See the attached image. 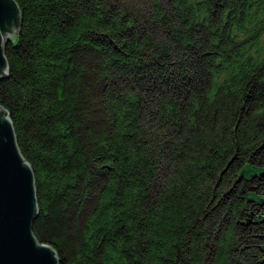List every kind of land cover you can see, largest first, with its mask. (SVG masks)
I'll use <instances>...</instances> for the list:
<instances>
[{"label": "trees", "instance_id": "16d2710c", "mask_svg": "<svg viewBox=\"0 0 264 264\" xmlns=\"http://www.w3.org/2000/svg\"><path fill=\"white\" fill-rule=\"evenodd\" d=\"M12 1L0 106L58 264H264V0Z\"/></svg>", "mask_w": 264, "mask_h": 264}, {"label": "water", "instance_id": "95a60500", "mask_svg": "<svg viewBox=\"0 0 264 264\" xmlns=\"http://www.w3.org/2000/svg\"><path fill=\"white\" fill-rule=\"evenodd\" d=\"M19 14L12 0H0V80L8 65L3 43L17 34ZM37 215L34 176L22 157L12 123L0 106V264H58L47 245L34 238Z\"/></svg>", "mask_w": 264, "mask_h": 264}, {"label": "rangeland", "instance_id": "374dc122", "mask_svg": "<svg viewBox=\"0 0 264 264\" xmlns=\"http://www.w3.org/2000/svg\"><path fill=\"white\" fill-rule=\"evenodd\" d=\"M258 44L259 45L256 48V50L254 51V53H255V55H262L264 53V37H262L261 41Z\"/></svg>", "mask_w": 264, "mask_h": 264}, {"label": "bare ground", "instance_id": "6f19581e", "mask_svg": "<svg viewBox=\"0 0 264 264\" xmlns=\"http://www.w3.org/2000/svg\"><path fill=\"white\" fill-rule=\"evenodd\" d=\"M223 75H224V74H223ZM223 75H222V76H223Z\"/></svg>", "mask_w": 264, "mask_h": 264}]
</instances>
